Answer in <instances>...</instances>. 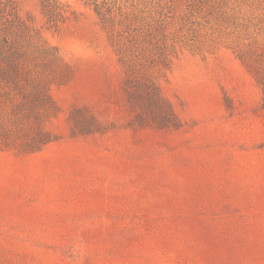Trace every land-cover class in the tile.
<instances>
[{
  "label": "rangeland",
  "instance_id": "374dc122",
  "mask_svg": "<svg viewBox=\"0 0 264 264\" xmlns=\"http://www.w3.org/2000/svg\"><path fill=\"white\" fill-rule=\"evenodd\" d=\"M0 264H264V0H0Z\"/></svg>",
  "mask_w": 264,
  "mask_h": 264
}]
</instances>
